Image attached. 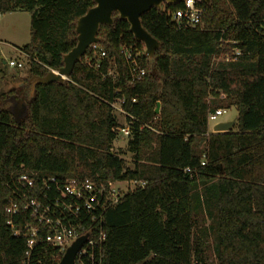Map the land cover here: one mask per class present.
Masks as SVG:
<instances>
[{"label":"trees","instance_id":"obj_1","mask_svg":"<svg viewBox=\"0 0 264 264\" xmlns=\"http://www.w3.org/2000/svg\"><path fill=\"white\" fill-rule=\"evenodd\" d=\"M93 7V0H0V15L30 16L21 48L28 77L0 94V264H26V241L13 236L5 213L20 173L145 184L104 213L102 264H205L203 249L215 264H264V0H211L195 29L171 22L180 4L150 10L140 23L160 43L151 63L114 14L97 34L105 53L98 68L86 65V51L66 81L37 85L31 97L27 80L63 66L76 21ZM122 46L139 55L138 82L129 81ZM235 50V61L214 63ZM16 100L25 108L18 123ZM121 100L131 168L112 152L119 128L110 105ZM231 107L235 128L208 133V114ZM38 251L30 264L62 257Z\"/></svg>","mask_w":264,"mask_h":264},{"label":"built area","instance_id":"obj_2","mask_svg":"<svg viewBox=\"0 0 264 264\" xmlns=\"http://www.w3.org/2000/svg\"><path fill=\"white\" fill-rule=\"evenodd\" d=\"M180 8L174 11L170 18L177 29H195L201 25L204 15V0H181ZM89 56L85 63L90 68H98L105 53L93 44L87 50ZM120 54L129 65V81H140L145 71L139 60V55L122 46ZM239 56L237 50L233 58L225 62L235 61ZM231 59V60H230ZM95 60V62H94ZM8 66L21 69L23 65L10 61ZM113 77L109 71L103 80ZM224 96H221L223 99ZM125 101L112 103L113 112L126 117L123 110ZM134 103V101H132ZM225 110L217 109L208 114L207 123H216ZM218 125L215 124L214 127ZM126 184V183H125ZM144 187V183H129ZM11 198L5 213L8 216L7 226L13 236L23 237L26 241L25 261L30 264L32 256L39 252L40 246L55 249L63 256L66 249L81 237H86L75 258V264H102L104 234L101 229L102 218L108 207L115 205L121 198L122 190L116 184H102L90 180H61L55 177L35 178L26 173H20L12 185ZM40 263V261L38 262Z\"/></svg>","mask_w":264,"mask_h":264},{"label":"water","instance_id":"obj_3","mask_svg":"<svg viewBox=\"0 0 264 264\" xmlns=\"http://www.w3.org/2000/svg\"><path fill=\"white\" fill-rule=\"evenodd\" d=\"M94 7L89 9L84 16L80 17L75 23L76 45L66 55L63 56V66L57 71H49L43 77H30L27 85L30 89V96H33L37 85L46 86L51 83H63L70 76L74 66L80 62L86 51L93 44H98L97 34L101 26H111L112 16L116 14L118 19L125 21L129 26V32L137 43L144 47L145 57L149 63L154 58V53L160 49V43L152 38L141 26L140 17L152 9L161 10L164 5H177L181 0H93ZM209 5L211 0H204ZM19 114L15 111L14 118L17 123L19 116L25 108L21 101L17 102ZM154 113H159V105H156ZM221 123L216 125L212 133H227L234 125ZM86 242V237L77 239L66 249L58 264H75V258L82 245Z\"/></svg>","mask_w":264,"mask_h":264},{"label":"rangeland","instance_id":"obj_4","mask_svg":"<svg viewBox=\"0 0 264 264\" xmlns=\"http://www.w3.org/2000/svg\"><path fill=\"white\" fill-rule=\"evenodd\" d=\"M29 23L30 16L26 12H13L0 15V94L9 91H15L20 88L22 81L28 77L27 61L25 56L21 53V48L29 41ZM229 58L227 55H220L219 58L214 59V63L224 62ZM10 61L21 63L23 68H11L8 66ZM16 100L10 103L12 112L19 114ZM218 101H225V98H218ZM5 108V107H4ZM223 109V108H221ZM116 123L118 124L119 134L118 140L112 145V152L120 154L125 160L127 167L131 165V155L127 150V143L130 140V126L126 123L125 116L113 112ZM237 111L234 107L225 110V114L218 118L216 123L208 125V133H212L215 124L230 123L236 121ZM235 128V125L232 129ZM116 187L122 192H127L133 188L129 183H116ZM207 225V223H206ZM202 257L205 264H215V258L211 250L203 249Z\"/></svg>","mask_w":264,"mask_h":264}]
</instances>
